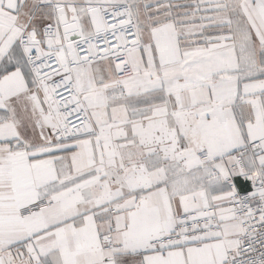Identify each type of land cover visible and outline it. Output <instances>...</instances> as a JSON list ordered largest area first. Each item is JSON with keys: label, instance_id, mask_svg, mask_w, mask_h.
<instances>
[{"label": "snow or ice", "instance_id": "obj_1", "mask_svg": "<svg viewBox=\"0 0 264 264\" xmlns=\"http://www.w3.org/2000/svg\"><path fill=\"white\" fill-rule=\"evenodd\" d=\"M0 264H264V0H0Z\"/></svg>", "mask_w": 264, "mask_h": 264}]
</instances>
